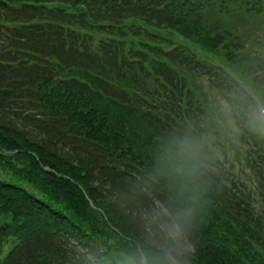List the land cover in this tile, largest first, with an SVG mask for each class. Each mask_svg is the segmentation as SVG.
<instances>
[{
    "label": "trees",
    "instance_id": "trees-1",
    "mask_svg": "<svg viewBox=\"0 0 264 264\" xmlns=\"http://www.w3.org/2000/svg\"><path fill=\"white\" fill-rule=\"evenodd\" d=\"M263 14L264 0H0V264H122L168 219L190 264H264V129L240 84L264 92L242 27ZM204 81L231 106L252 186L198 152L194 176L165 162L208 127L224 144Z\"/></svg>",
    "mask_w": 264,
    "mask_h": 264
},
{
    "label": "rangeland",
    "instance_id": "rangeland-1",
    "mask_svg": "<svg viewBox=\"0 0 264 264\" xmlns=\"http://www.w3.org/2000/svg\"><path fill=\"white\" fill-rule=\"evenodd\" d=\"M247 26H254V29L250 28V32L256 37L258 44H256L255 48L264 60V14L249 17L242 23V27L244 29ZM263 60L261 61L264 63ZM204 83L205 91L208 95L205 105L211 114L209 117H213L214 121L216 120L214 123H216L217 126H220L225 138L223 146L216 145L214 136L208 127L206 129V134L204 133V135L194 141L196 150L204 156V159L226 160L228 162L227 165L233 171L235 178L243 181L249 186H252L255 183V178L246 162L248 147L246 144L241 142L239 136L241 130L233 117L231 106L227 102L225 95H223L218 89L210 86L206 81H204ZM252 94L261 99L259 91L253 90ZM164 213L167 214L165 211ZM12 245L13 244H10L9 247H12ZM191 251L192 248L188 245L182 246L180 251L182 264H190L187 254Z\"/></svg>",
    "mask_w": 264,
    "mask_h": 264
},
{
    "label": "clouds",
    "instance_id": "clouds-1",
    "mask_svg": "<svg viewBox=\"0 0 264 264\" xmlns=\"http://www.w3.org/2000/svg\"><path fill=\"white\" fill-rule=\"evenodd\" d=\"M252 121L255 126L264 129V105L257 104L252 110ZM165 162L174 170L194 176L197 163V150L194 143H178L165 154ZM162 209L159 215H163ZM164 242L154 248H139L124 257L122 264H182L180 251L183 246V230L180 224L168 219L163 223Z\"/></svg>",
    "mask_w": 264,
    "mask_h": 264
}]
</instances>
